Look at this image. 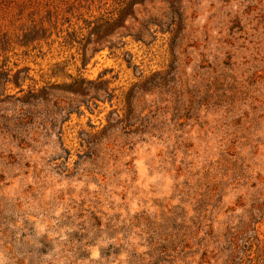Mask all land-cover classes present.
Segmentation results:
<instances>
[{
	"label": "rangeland",
	"instance_id": "374dc122",
	"mask_svg": "<svg viewBox=\"0 0 264 264\" xmlns=\"http://www.w3.org/2000/svg\"><path fill=\"white\" fill-rule=\"evenodd\" d=\"M0 264H264V0H0Z\"/></svg>",
	"mask_w": 264,
	"mask_h": 264
},
{
	"label": "trees",
	"instance_id": "16d2710c",
	"mask_svg": "<svg viewBox=\"0 0 264 264\" xmlns=\"http://www.w3.org/2000/svg\"><path fill=\"white\" fill-rule=\"evenodd\" d=\"M83 82V81H82Z\"/></svg>",
	"mask_w": 264,
	"mask_h": 264
}]
</instances>
